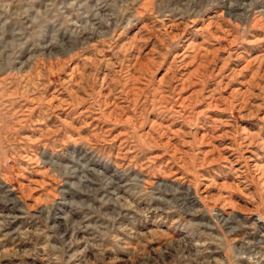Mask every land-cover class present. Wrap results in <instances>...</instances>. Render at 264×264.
I'll return each instance as SVG.
<instances>
[{"label":"rangeland","instance_id":"374dc122","mask_svg":"<svg viewBox=\"0 0 264 264\" xmlns=\"http://www.w3.org/2000/svg\"><path fill=\"white\" fill-rule=\"evenodd\" d=\"M0 264H264V0H0Z\"/></svg>","mask_w":264,"mask_h":264}]
</instances>
